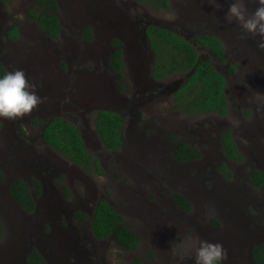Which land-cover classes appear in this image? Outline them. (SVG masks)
<instances>
[{
	"label": "rangeland",
	"instance_id": "1",
	"mask_svg": "<svg viewBox=\"0 0 264 264\" xmlns=\"http://www.w3.org/2000/svg\"><path fill=\"white\" fill-rule=\"evenodd\" d=\"M58 1L56 13L63 32L53 39L29 16L33 0H8L6 4L0 0V62L8 70L23 69L38 95L44 98L23 118L0 119L4 126L0 139V220L4 226L0 236V264L17 262L20 248L16 253L9 252L12 244L33 242L51 234L48 229L31 228L57 217L59 209L67 211L80 203L88 206L87 196L94 191L110 201L123 216L124 225L139 237V245L133 251L123 249L113 239L98 248L99 252L104 251L107 264L129 263L134 256L145 264H193L195 250L189 241L197 238L221 243L227 251L225 264H254L250 249L254 243L264 242V186L254 189L251 185L253 169L264 173V49L257 46L258 38L225 21L231 0H214L221 20L211 16L203 0H170L167 10H153L137 0ZM255 7V0H247L249 12ZM84 24L96 30V36L86 44L78 34V27ZM199 24H221L226 37V42L222 39L224 61L206 49L197 48L199 56L210 57L211 63L226 77L229 110L225 115L189 116L175 111L172 98L165 95L167 86L182 79V75L155 81L151 76L152 54L145 47L142 35H136L145 25L171 28L185 38L207 31L214 34L200 29ZM12 25L18 28L15 40L6 37ZM115 37L122 41L124 80L109 67L104 69L103 62L84 58L87 48L104 47L108 51V39ZM229 65H234L233 72L228 70ZM60 71L67 72L68 77V86L62 89L66 94L64 101L74 100L68 114L62 110L68 103L65 101L64 106L62 99L57 101L52 96L56 86L54 72ZM152 85L158 89L153 95L149 92ZM101 86L107 100L117 103L111 108L124 115L125 144L117 154L104 149L94 135L93 103L106 99L100 95L96 100L95 94ZM143 89L147 98H132ZM54 102L55 113L64 114L84 131L89 152L101 161L106 174H89L90 178L83 173L81 184L80 171L65 157L47 148L48 160L65 167L68 176L60 182L59 175L55 184L48 185L46 195L38 198V207H44L49 215L38 222L32 214L16 206L8 182L15 169L23 168L22 153L33 158L44 149L39 144L42 122L38 118L48 113ZM16 124L25 140L16 135ZM225 128L232 129L241 160L225 159L220 144ZM13 136L19 151L9 145ZM31 138L35 145L29 144ZM177 141L202 147L204 156L196 162L174 166L171 148ZM223 162L231 176L219 170ZM175 192H185L184 195L191 197L188 198L192 203L190 212H182L173 201ZM52 233L57 236L54 229ZM52 255L56 261L64 260L56 253Z\"/></svg>",
	"mask_w": 264,
	"mask_h": 264
},
{
	"label": "trees",
	"instance_id": "2",
	"mask_svg": "<svg viewBox=\"0 0 264 264\" xmlns=\"http://www.w3.org/2000/svg\"><path fill=\"white\" fill-rule=\"evenodd\" d=\"M5 4L8 0H1ZM153 10H167L170 0H137ZM35 6L29 9V16L36 21L39 27L50 37L56 39L61 32L56 0H33ZM149 45L155 53L152 77L157 81H166L176 75L186 76V79L176 90L172 97V108L189 116L204 113L225 115L228 111V99L226 96V78L211 63L210 57L201 58L196 47L188 40L180 36L171 28L147 25L145 28ZM6 37L15 40L18 37V28L12 25L6 32ZM80 38L91 41L94 33L91 25H85ZM194 40L205 47L215 57L225 55V46L214 35H195ZM113 47L110 58L111 68L118 72L120 79L124 80L125 64L122 57V41L119 38L110 40ZM228 70L233 72L234 65H229ZM7 71L0 62V73ZM42 138L57 152L71 162L76 163L89 173L105 175L106 172L100 165L99 159L94 157L86 148L82 134L77 125L65 117L45 119L42 123ZM122 118L114 111L99 110L95 117V128L99 139L107 150L119 151L123 144L121 136ZM1 127V123H0ZM221 143L224 155L228 160H241L240 154L231 129L224 131ZM174 156L178 161L198 160L201 152L186 142H179L174 148ZM219 170L231 176L226 162L219 166ZM0 178L2 175L0 173ZM251 183L254 189H260L264 185V173L259 169L252 171ZM10 191L15 200L26 210L32 211L34 201L28 184L22 179H16L10 186ZM176 204L184 211L192 209V203L179 192L173 193ZM79 216L83 217L82 214ZM91 231L98 239L114 236L115 241L125 250H136L139 245V237L124 225L123 216L106 199L100 198L94 206L91 219ZM3 224L0 220V235L3 233ZM253 259L264 264V242L252 249ZM28 264H48L44 258L33 250L28 256ZM119 264H144L142 259L134 256L129 263L120 261Z\"/></svg>",
	"mask_w": 264,
	"mask_h": 264
},
{
	"label": "flooded vegetation",
	"instance_id": "3",
	"mask_svg": "<svg viewBox=\"0 0 264 264\" xmlns=\"http://www.w3.org/2000/svg\"><path fill=\"white\" fill-rule=\"evenodd\" d=\"M56 1H57L58 6H59V1L58 0H56ZM202 3L204 4L205 8H209L211 10V13L213 14L211 16H214V17L219 18L221 20V17L217 14L218 10L214 6V0H203ZM34 6H35V4H34ZM59 21H60V25H61V32H60V34H61L63 32V30H62V22H61L60 18H59ZM134 21L136 22V24L138 26V21H136V20H134ZM86 25H88V24H86ZM84 26H85V24L80 25L78 27V34L79 35L81 34V30ZM146 26L147 25H145V27ZM199 27H200V29L203 28V30H205V31L211 30L214 32V34H211V32L209 33L207 31V33L194 34V35H192V37L187 35V37L185 38L184 36L180 35L174 29H172V30H174L176 33H178L180 36H182L186 40L190 41L196 47V49L198 47H200L201 49L202 48L206 49V48L201 46L200 44H198L194 40L195 35H203V34L214 35L217 38H219L221 41L223 39V41L226 42L225 41L226 37H225V35H223V27L221 24L211 25V26L209 24H207V25H200ZM92 30H93L94 36H96L95 27H92ZM188 37H190V39H187ZM82 41L84 44L89 42V41L84 40V39H82ZM223 45H224V43H223ZM107 48H108L107 49L108 51H106L104 47H100V48H97L95 50H91L90 48H87L86 52L84 54V58L85 59H91V60L96 61V62H99V61L103 62L104 69L109 67L110 70L115 72L120 79V75L118 74V72L114 71L110 66V58L112 55L113 47L109 43V46ZM206 50H208V49H206ZM197 52H198V50H197ZM151 54H152L151 59L153 60V64H154L155 53L153 52V50H152ZM123 56H124V52H123V48H122V57ZM105 60H107V61L105 62ZM5 68L7 69L6 66H5ZM69 72H71V71H69ZM152 72H153V65H152L151 76H152ZM54 75L56 78V86H55V91L53 92L52 96L57 97L58 98L57 101H60V99H62V103L65 106L66 100L64 101V99L66 98V94L62 93V89L64 87L68 86V84H67L68 83L67 72H62V71L54 72ZM80 80L82 81V76L80 77ZM155 81H157V80H155ZM157 82H161V81H157ZM177 89H175V88L174 89H168L166 91L168 95L166 94L165 96L172 98L173 94L176 92ZM143 90L144 91L139 92V94H136V96H133L132 98H147L146 95H144V93L147 91H146V89H143ZM157 90L158 89L152 85V88L149 90V92L153 95V93ZM103 91H104V88L101 86L99 93L95 94L96 100L100 99V95L106 99H104L103 101H96L95 103H93L94 108H95L94 109V119H93L94 127H95V117H96L99 110H108V111H114V112L119 113L121 115V118H122V126H121V136L123 138V144L121 147V149H122V148H124V144H125V140H124V115L122 114V112L118 111L117 109L111 108L112 105H114L113 107H116L115 104L117 105V103L112 102L111 99L107 100V96ZM152 98H153V96H152ZM67 103H68L67 107L63 108L62 110L68 114L67 110H69L73 107L74 100L69 99V102H67ZM56 105H57L56 102H54V104H52V105L50 104V106L48 107V109H49L48 113L41 114L39 116L40 118H38V119L43 123V121L45 119H52L54 117H60V116L65 117L64 114L55 113L56 109H54V108L55 107L57 108ZM228 110H229V104H228ZM65 118H67V117H65ZM67 119H69V118H67ZM19 128H20V126L16 124L14 127V129H16L18 131L16 135H18V137L20 139L25 140V135L20 131ZM3 129H4V126L1 123L0 139L2 137L1 133L2 132L4 133ZM42 129H43V126L41 127V130ZM226 129H228V128L223 129V131L221 132V135H220V144H221L223 154H224V149H223V146L221 143V138H222V135ZM80 131H81L85 146L88 149L89 142H87V140L85 138L86 136L84 134V131L82 129H80ZM128 131L129 130H127V133H128ZM94 135H95L97 141L103 146L101 140L99 139V137L97 135L96 128L94 130ZM231 135L233 137L232 129H231ZM15 140H16V137L13 136L11 138V144H9V145L12 149H16L17 151H19L18 146L14 144ZM233 140H234V138H233ZM39 141H38L39 144L44 147V149L41 150V154L40 155H34L33 158H31V157H29L28 153H22L20 156L23 157V158H21L22 162L24 161L23 168L19 166L18 169H15V171H13V173H15V175L12 176L11 180L8 182V191H9V194L11 195L12 199L16 203V206L20 210L24 211L25 213L32 214L33 217L35 218V220L38 222L44 221L49 216L47 210L44 207L43 208L38 207V198H42V196L44 194L46 195L48 185L52 186L53 184H55L56 183L55 179L59 175H61L59 178L60 182L62 181L64 176H68V173H66L67 171H66L65 167L54 165L48 160L47 153H46L47 148L52 149L55 153H57L58 155H60L62 157H64V156L61 155L59 152H57L45 140H43L42 131H41ZM193 141H196V140H193ZM34 142L32 141V138H31L29 144L35 145ZM179 142H184V141H177L176 143L173 144V146L171 148V151H172L171 153H172V157L174 160L173 161L174 166L178 167V166H181V164L192 163V162H196V161L200 160V159H198V160H190V161H183V162L178 161L175 158L173 151H174L176 144ZM234 142H235V140H234ZM186 143H188V142H186ZM235 145H236V142H235ZM103 148H104V146H103ZM197 149L201 152V158H202L204 156L203 148L199 147ZM8 150L11 153V150L10 149H8ZM88 151H89V149H88ZM107 151H110L111 153H115V154H117L119 152V151H111V150H107ZM224 157H225V155H224ZM65 159L68 160L67 158H65ZM225 159H226V157H225ZM226 160L228 161V159H226ZM68 161L80 171L81 174L78 176H81L82 181H78L79 183H81V184H82V182L84 183L85 177L82 175L83 173H86L87 175H89V174L92 175V173H89L87 170L80 167L76 163L71 162L70 160H68ZM99 162H100V165L102 166L100 160H99ZM127 163H129V162H127ZM130 165L132 166V171H133L134 170V164L131 163ZM252 171H251V176H252ZM25 173H26V175H25ZM93 174H96V173H93ZM133 174L135 175V173H133ZM97 175H99V174H97ZM100 176H102V175H100ZM90 178H91V176H90ZM0 179H2V178H0ZM16 179H22L28 184L29 190L31 192V195H32V198L34 201V208L32 211H28L25 208H23L15 200V198L11 194L10 186L13 183V181H15ZM47 181H48V183H47ZM251 185H252V183H251ZM184 194H185V192H184ZM184 196L186 198L191 199V197H189L188 195H184ZM100 198H104L107 201H109L106 197H104L102 195H96V192L94 191L91 194V196H87V201H89L88 206L84 205L85 203H80L78 205L79 207H75V208L71 207L70 210H67V211L62 210L63 208L62 209L58 208L59 210L57 211V214H59V215L57 217H51L52 218L51 221L43 222L39 226L31 228V229H38L41 231L48 229L49 231H51V234H49V236H42V238H38L37 240L35 239V241H33V242L29 241V242H25L24 244H19V245L18 244H12L10 249H9V252L13 251L12 253H16V249L17 248H20V249L18 250L19 254L16 255L17 262H14L11 264H28V256L33 250H36L37 252H39V254L44 258V260L48 264H107V262H105V260H104V255H105L104 251L99 252L98 248L100 249L104 243H106L107 241L110 242V241H112V239L114 240V242L116 244H117V242L115 241L113 235H111L110 237L104 238V239L96 238L91 231V224L89 222V219H91L93 216L94 206ZM173 201H175V200H173ZM190 211H188V212H190ZM182 212L188 213L184 210H182ZM79 214H82L83 217L79 216ZM184 222H186V221H184ZM3 228H4V226H3ZM52 229H54L56 231L57 236H53ZM2 235H3V233L0 236H2ZM261 243H263V242L254 243L253 244L254 246H252V249L256 245L261 244ZM63 244L65 245V247L62 246ZM70 244L74 245L75 247H71ZM53 253H56L59 256H62L64 258V260L56 261L52 255ZM251 254H252V250H251ZM57 258H58V256H57ZM251 260L254 262V264H261V263L256 262L253 259V257L251 258ZM143 263H144V261H143Z\"/></svg>",
	"mask_w": 264,
	"mask_h": 264
},
{
	"label": "clouds",
	"instance_id": "4",
	"mask_svg": "<svg viewBox=\"0 0 264 264\" xmlns=\"http://www.w3.org/2000/svg\"><path fill=\"white\" fill-rule=\"evenodd\" d=\"M255 4V9L249 12L247 0H231L224 19L230 24H237L246 35L258 38L257 46L264 49V0H255ZM43 100L23 69L0 73V119L23 118ZM189 244L195 250L193 264H225L227 261V251L219 242L197 238L190 240Z\"/></svg>",
	"mask_w": 264,
	"mask_h": 264
},
{
	"label": "water",
	"instance_id": "5",
	"mask_svg": "<svg viewBox=\"0 0 264 264\" xmlns=\"http://www.w3.org/2000/svg\"><path fill=\"white\" fill-rule=\"evenodd\" d=\"M136 23V22H135ZM137 25V24H136ZM135 26V25H134ZM136 28V27H135ZM145 28L146 27H142L141 29H139V31H137L136 35H142V39L144 41V44H145V47L152 53V49L149 45V41H148V37L146 35V31H145ZM111 40V39H110ZM110 40L108 39L109 43H110ZM182 79L180 80H177V81H174L170 86H167L169 89H177L182 83L183 81L186 79V76L185 77H181ZM252 250V247L250 249V251ZM250 254V257L252 258V254L251 252H249Z\"/></svg>",
	"mask_w": 264,
	"mask_h": 264
}]
</instances>
